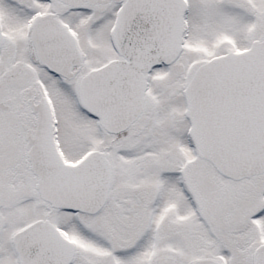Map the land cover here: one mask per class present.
Segmentation results:
<instances>
[{
    "label": "snow or ice",
    "instance_id": "6c2138e0",
    "mask_svg": "<svg viewBox=\"0 0 264 264\" xmlns=\"http://www.w3.org/2000/svg\"><path fill=\"white\" fill-rule=\"evenodd\" d=\"M0 264H264V0H0Z\"/></svg>",
    "mask_w": 264,
    "mask_h": 264
}]
</instances>
